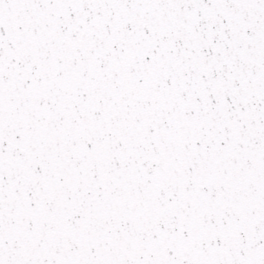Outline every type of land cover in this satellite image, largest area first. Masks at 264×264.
<instances>
[{
	"label": "snow or ice",
	"instance_id": "6c2138e0",
	"mask_svg": "<svg viewBox=\"0 0 264 264\" xmlns=\"http://www.w3.org/2000/svg\"><path fill=\"white\" fill-rule=\"evenodd\" d=\"M0 264H264V0H0Z\"/></svg>",
	"mask_w": 264,
	"mask_h": 264
}]
</instances>
